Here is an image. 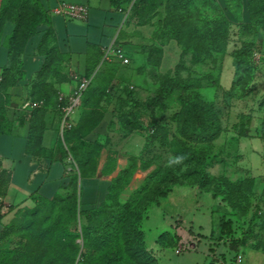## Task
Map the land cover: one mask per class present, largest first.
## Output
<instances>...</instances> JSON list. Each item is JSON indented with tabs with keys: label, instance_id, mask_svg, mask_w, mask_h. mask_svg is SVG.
Here are the masks:
<instances>
[{
	"label": "rangeland",
	"instance_id": "rangeland-1",
	"mask_svg": "<svg viewBox=\"0 0 264 264\" xmlns=\"http://www.w3.org/2000/svg\"><path fill=\"white\" fill-rule=\"evenodd\" d=\"M114 1L127 13L113 46L121 54L102 52L95 65L72 62L47 32L43 67L22 98L0 95V131L28 126L39 145L53 128L58 94L85 78L90 85L72 130L57 132V149L70 150L75 171L95 174L113 130L141 133L147 176L128 193L121 184L105 202V210L123 211L119 234L109 240L97 230L102 214L79 215L77 190L14 217L1 202L0 166V264H264V0ZM199 42L203 53L194 50ZM169 78L200 79L201 87L175 88L161 104V82ZM101 123L106 132H95ZM178 155L183 163L168 167ZM113 159L109 153L104 173ZM170 187L177 189L159 197ZM226 220L231 234L219 237Z\"/></svg>",
	"mask_w": 264,
	"mask_h": 264
},
{
	"label": "crops",
	"instance_id": "crops-1",
	"mask_svg": "<svg viewBox=\"0 0 264 264\" xmlns=\"http://www.w3.org/2000/svg\"><path fill=\"white\" fill-rule=\"evenodd\" d=\"M59 2L87 6V20L73 21L54 14L52 10ZM126 17L123 6L114 0H0V84L4 82V70L10 68V38L18 37L21 31L29 35L19 51L20 78L8 90L0 92V95H8L13 101L22 98L19 95L24 86L43 67L44 54L40 51V46L46 32L51 33L58 53L67 55L72 62H87L93 53L103 52L116 41ZM33 19H42L43 25L40 27L38 24L35 26V33L29 34L25 31V22ZM27 27L29 29L30 25ZM72 91L73 89L59 94L68 96ZM54 110L56 119L53 128L44 132L40 142L41 149L37 153L28 151V126L0 133V166L6 174L1 202L8 210L11 209L14 217L20 210L39 201L53 200L71 181L72 175L67 172L65 162L57 154V132L62 135L56 106ZM81 122H87L86 116H81ZM95 132H106L104 124L101 123ZM113 133L114 136L108 137L104 142L106 156L98 171L89 175L78 173V206L82 211L102 205L123 171H127L122 178L127 188L126 193L137 188L138 182H143L147 176L141 172V167L147 165L144 159L146 137L136 132L125 135L119 129L113 130ZM104 139L102 137L101 140ZM109 153L114 158L112 168L104 173L102 170ZM173 189L167 195L173 193ZM151 207L148 209H152Z\"/></svg>",
	"mask_w": 264,
	"mask_h": 264
},
{
	"label": "trees",
	"instance_id": "trees-1",
	"mask_svg": "<svg viewBox=\"0 0 264 264\" xmlns=\"http://www.w3.org/2000/svg\"><path fill=\"white\" fill-rule=\"evenodd\" d=\"M32 1L34 2V0H32ZM40 21H43V20L42 19H37V20L33 19V20L29 21V22H25V26H24L25 27V31L28 32L29 34H34L35 31H36L35 26H37ZM28 25H30L29 29L27 27ZM45 34L42 37L43 39L41 41V46H42ZM49 34H51V33L49 32ZM28 36H29L28 34H26V33L24 34L23 31H21V34L18 37L10 38L11 39L10 43H9V47H10L9 48V50H10V53H9L10 68L4 70L5 71V73H4V76H5L4 77V82L0 84V92L1 93L7 88L8 84H11V82H9L8 79L10 78V75H11L12 71L15 70L16 68L20 67V59H19L20 54H19V51H20L21 45L25 42V40L28 38ZM202 43L203 42H199V43L194 44V50L197 51L198 53H203V52H201V46L203 45ZM41 46H40V48H41ZM103 53H104V51H103ZM101 54H102V51H97V52H95V54L93 53L92 58H90V60H87V61L89 63H92L93 65H95L98 62V60L100 59V57L102 56ZM91 68H92V66L90 67V70H91ZM217 80H214L212 82V86L215 87V86L218 85V81ZM89 85H90V82H89ZM191 87H197V88L201 87V80L200 79H194V80L181 81V80H178L176 78H169V79H166V80L164 79L161 82V87H160V90H159L160 91L159 102L161 104H163L164 101H166L171 96V93H172V91L175 88H180V89L184 90V89H188V88H191ZM85 91L82 94V97L80 99V103H81V101L83 99ZM57 97H56L55 106L57 105ZM143 106H145V105H143ZM145 107L147 108L149 106H145ZM56 108H57V106H56ZM59 115H60V112H59ZM86 119H89L87 114H86ZM206 124H207V122H206V120H204V125H206ZM72 128H73V121H72V127L69 130L66 129V130H64L62 132V137L64 136V133H67V132L71 131ZM262 130H263V127L260 126V131H262ZM204 132H206V131H204ZM0 133H1V131H0ZM208 133L210 134L211 132L208 131ZM29 137L30 136L28 134V151L29 152H34V153L39 152V150L41 149L40 148V143H39V145L33 144V141H31V139ZM259 138L261 140H264V136L263 137L260 136ZM57 154H58L59 158L61 159V161L65 162V166L67 167L66 168L67 172L72 175V178H71V181H70L69 185L66 188H64V190L68 189L70 191L72 190L73 192H75L77 190V197H78V188H77L76 179L78 177V173L80 175H83V174L81 173L79 168L75 171L74 168L72 166H70L72 163H74V158H73L70 150H68V149L64 150L62 148H58L57 149ZM71 160H72V163H71ZM126 172L123 171L122 173H120V175L118 177L119 180H116L114 182V184L112 185V187H111V189L109 191V194H108L106 200L104 201V203L102 205H100L99 207H97L95 209H92V210H86V211L79 210V215L80 216L83 215L85 220L91 219L92 218V214H95V213L96 214H98V213L102 214L104 217H103V220L97 221V223H98L97 230L102 232L100 234V236H102L104 238H107L109 240H113L114 236L115 235L117 236L119 234V228H120V225H121L122 222H121L120 215H118L117 213H121L123 211L121 210V207H119L115 211H110V208H107L108 210H105L104 204L109 199L110 194H111L112 191L119 189L121 184L125 185V182H123L122 178L124 177ZM171 187L168 188V190H166L165 192H162L159 195V197H161V198L166 197L167 194L170 192ZM56 197L54 199H56ZM75 198H76V196H75ZM53 200H51V201H39V202L50 203ZM39 202H37V203H39ZM156 205H158V202H156ZM9 210H11V209L9 208ZM74 210H75L74 207H73V209L71 208V211L73 212V214H74ZM123 210L124 211L125 210H129V206L127 207V205H124V209ZM75 216H76V212H75ZM218 233H219V237H222V236H225V235L229 236L231 234V221L230 220H226L225 222L221 221V223L219 225ZM84 235H85L86 239H89L91 233L86 231ZM138 235H140L139 232H138ZM86 245L87 244L84 242V246H86ZM141 254H143V255L148 257V254L146 252L142 251ZM151 261H153V259H151Z\"/></svg>",
	"mask_w": 264,
	"mask_h": 264
},
{
	"label": "built area",
	"instance_id": "built-area-1",
	"mask_svg": "<svg viewBox=\"0 0 264 264\" xmlns=\"http://www.w3.org/2000/svg\"><path fill=\"white\" fill-rule=\"evenodd\" d=\"M52 11L56 15L73 21H86L88 18V7L80 4L59 2ZM113 46L114 42L104 49V54L109 55L111 52H115L117 55H120L121 50L115 49ZM89 82L88 79H81L68 96L58 94L56 109L60 112L61 135L64 130H69L72 127V115L77 110L82 94L87 89ZM32 105L34 107H42L44 102L40 101ZM177 253H179V250ZM240 261L241 256H237V262L239 263Z\"/></svg>",
	"mask_w": 264,
	"mask_h": 264
},
{
	"label": "clouds",
	"instance_id": "clouds-1",
	"mask_svg": "<svg viewBox=\"0 0 264 264\" xmlns=\"http://www.w3.org/2000/svg\"><path fill=\"white\" fill-rule=\"evenodd\" d=\"M185 159H186V157L184 155H178V156L170 157L168 160L167 166L172 167L175 165L182 164Z\"/></svg>",
	"mask_w": 264,
	"mask_h": 264
}]
</instances>
